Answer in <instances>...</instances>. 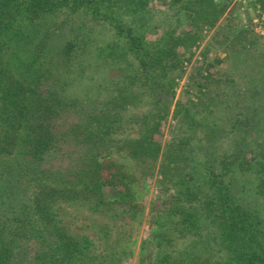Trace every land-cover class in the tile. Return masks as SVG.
<instances>
[{
    "label": "trees",
    "instance_id": "1",
    "mask_svg": "<svg viewBox=\"0 0 264 264\" xmlns=\"http://www.w3.org/2000/svg\"><path fill=\"white\" fill-rule=\"evenodd\" d=\"M144 5L143 0H0V264H85L89 238L72 236L57 221L53 205L109 203L110 192L134 180L114 162L113 155L122 150L131 159L159 162L160 183L177 189L174 201L181 204L176 211L183 226L200 229L210 223L236 264H264V224L240 205L241 189L232 177L235 170L252 174L257 193L264 195V37L260 45L250 38L243 47L247 72L240 82L231 67L232 76L219 73L211 90L212 77L197 84L196 100L205 103L199 93L212 100V108L205 109L217 122L200 124L177 107L173 139L162 148L155 134L168 115L183 65L227 4L189 0V30L179 35L165 30L152 49L135 32L150 25ZM66 7H82L107 20L124 43L111 41L93 61L83 40L73 35L70 20L56 17ZM241 38L228 34L224 42ZM253 46H261L262 53ZM127 55L137 60L160 109L136 120L137 138L114 139L122 112L134 103L121 74ZM98 59L109 69L108 78L92 75ZM249 70L259 74L250 77ZM66 115L74 123L54 134L52 123ZM70 142L79 152L75 163L52 169L61 145Z\"/></svg>",
    "mask_w": 264,
    "mask_h": 264
},
{
    "label": "rangeland",
    "instance_id": "2",
    "mask_svg": "<svg viewBox=\"0 0 264 264\" xmlns=\"http://www.w3.org/2000/svg\"><path fill=\"white\" fill-rule=\"evenodd\" d=\"M143 1L145 18L150 25L147 29L139 28L135 32L145 36L148 48H154L167 29L175 30L176 35L189 30L190 18L186 10L189 0ZM214 1L227 4L226 11L215 28L202 31L200 42L190 51L192 57L183 65L184 73L177 81L168 115L155 134V140L162 148L173 139V127L176 124L173 113L177 107L187 109V113L200 124L217 122L212 120L214 115L208 113L212 108V100L202 98L201 93L199 97L205 100L204 105H201L200 99L196 100L197 84L204 80L203 77H212L209 84L211 90L218 84L219 73L225 72L223 77L232 76V72H229L231 67L234 68V77L240 82L239 79L247 72L241 63L248 59L243 47L249 46L251 39H257L260 45V39L264 37V0ZM55 15L58 20H70L73 35H78L83 40L89 57L93 58L100 49L108 50L111 41H116L120 46L124 43L125 39L107 20L93 18L82 7H66ZM152 24L157 25V28L151 29ZM228 34H241L244 41L224 42V37ZM60 45L62 44L59 43L54 51ZM253 47L256 54L262 53L261 46ZM97 63L100 67L96 72L92 70V75L95 78H108L109 69L100 64V59ZM122 68L125 93L133 96L134 103L122 112L121 123L111 137L134 139L138 136L136 120L160 107L159 104L156 106L155 99L140 75L137 60L127 55ZM115 73L116 71L112 72ZM258 74L257 70L248 71L250 77ZM224 114V111L220 112L221 116ZM182 116L184 114L178 115V118ZM74 121L75 119L66 115L52 123L51 131L58 134ZM78 153L73 142L61 145L58 155L50 163L51 168L72 165ZM113 156L114 162L122 165L123 170L134 180L122 185L119 192H110L108 198H112L107 200L109 203L80 200L57 202L53 205L59 219L57 221L72 236L89 238L84 243L88 246L85 264H236L222 248L216 237L217 230L210 223H205L206 226L200 229L183 226L181 215L176 211L181 204L174 201L177 189L173 186L164 187L160 183L158 161L150 163L131 159L124 150ZM200 161L202 158L196 159L197 163ZM232 175L241 189L238 202L255 212L264 224V195L257 193L255 177L238 170L233 171ZM80 242L83 243L84 240Z\"/></svg>",
    "mask_w": 264,
    "mask_h": 264
}]
</instances>
